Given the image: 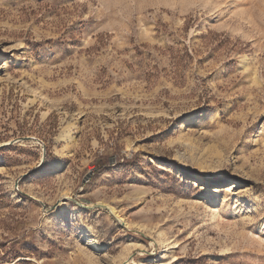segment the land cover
Returning a JSON list of instances; mask_svg holds the SVG:
<instances>
[{"label":"rangeland","instance_id":"1","mask_svg":"<svg viewBox=\"0 0 264 264\" xmlns=\"http://www.w3.org/2000/svg\"><path fill=\"white\" fill-rule=\"evenodd\" d=\"M0 264H264V0H0Z\"/></svg>","mask_w":264,"mask_h":264},{"label":"bare ground","instance_id":"2","mask_svg":"<svg viewBox=\"0 0 264 264\" xmlns=\"http://www.w3.org/2000/svg\"><path fill=\"white\" fill-rule=\"evenodd\" d=\"M12 78H13L14 81H16V79H15L14 77H12ZM22 84H23L25 87L28 88V86H27L24 82H23ZM22 84H21V85H22ZM23 85H22V86H23ZM29 88H30V90L33 92L31 96H32L34 99L36 98V95H41V91H39L38 88H32V87H29ZM45 100H46V102L49 103V104L52 102L51 99H50L49 97H47V96H45ZM57 216H59V214L56 213L53 217H57Z\"/></svg>","mask_w":264,"mask_h":264}]
</instances>
